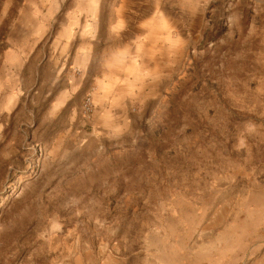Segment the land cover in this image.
Segmentation results:
<instances>
[{
    "label": "rangeland",
    "instance_id": "1",
    "mask_svg": "<svg viewBox=\"0 0 264 264\" xmlns=\"http://www.w3.org/2000/svg\"><path fill=\"white\" fill-rule=\"evenodd\" d=\"M222 232L264 264V0H0V264Z\"/></svg>",
    "mask_w": 264,
    "mask_h": 264
},
{
    "label": "crops",
    "instance_id": "2",
    "mask_svg": "<svg viewBox=\"0 0 264 264\" xmlns=\"http://www.w3.org/2000/svg\"><path fill=\"white\" fill-rule=\"evenodd\" d=\"M249 246L250 244H244V241L232 243L229 238L227 239V234L225 236L222 232V235H218V240L211 244H142L141 250L144 256L136 257V259L140 264H240L244 250ZM151 248L155 250V253L151 252ZM191 248H198V262L196 259H188L187 250ZM227 249L232 251L219 256L218 250ZM203 250L212 251L209 252V256H203ZM129 260L127 257L110 253L102 256L99 264H129Z\"/></svg>",
    "mask_w": 264,
    "mask_h": 264
}]
</instances>
